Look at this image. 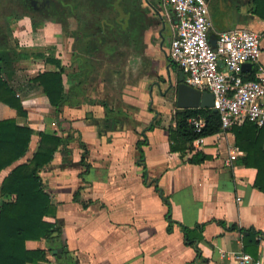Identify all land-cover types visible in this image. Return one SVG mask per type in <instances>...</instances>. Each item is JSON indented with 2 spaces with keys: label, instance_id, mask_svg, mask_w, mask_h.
<instances>
[{
  "label": "crops",
  "instance_id": "0c3cea01",
  "mask_svg": "<svg viewBox=\"0 0 264 264\" xmlns=\"http://www.w3.org/2000/svg\"><path fill=\"white\" fill-rule=\"evenodd\" d=\"M207 1L212 20L210 43L215 42L218 33L233 28L254 31L261 37L259 64L264 67V20L252 13V0ZM143 6L150 11L145 44L151 69L157 63L159 73L163 71L167 78L178 83L186 74L167 57L172 31L166 14L172 17V13L163 9L162 0H144ZM67 22L69 31L77 29L73 18ZM7 35L15 48L43 50L47 56L59 60L66 70L62 80L67 91L68 71L72 73L75 69L71 63L73 40L63 35L55 20L41 24L14 20ZM248 70L244 69V78ZM44 71L56 68L43 59H24L18 63L12 83L19 89L17 96L25 117H17L14 110L0 103V120L14 118L18 125H27L34 131L28 152L0 173V183L14 166L32 157L39 132L55 133L66 140L40 177L57 207L56 216L62 221V236L72 262L196 264L195 249L185 244L181 227L192 230L203 224L202 239L196 243L202 264H234V254L243 251L241 234L228 232L217 222L264 234V193L254 187L256 170L241 165L244 153L235 147L230 129L205 137L200 152L207 160L189 164L185 162L192 155L189 152L181 159L178 153L169 151L167 129L172 125L174 111L164 108L153 97L152 89L147 88L153 72L133 81L134 86L127 82L118 87L97 84L90 99L70 94L68 100L72 104L65 102L56 117L44 94L24 81ZM117 82L120 81H114ZM104 101L108 107L101 105ZM157 119L160 126L149 129ZM143 135L145 180L136 149ZM80 142L89 153L88 171L80 164L83 154ZM232 154L235 159L228 165ZM155 186L168 198L174 222L171 231H167L165 219L167 206ZM79 187L82 188L79 198L87 204L86 208L73 201ZM257 239L258 256L264 250V238ZM25 247L46 253L47 261L36 264H62L57 263L42 239L29 240Z\"/></svg>",
  "mask_w": 264,
  "mask_h": 264
},
{
  "label": "trees",
  "instance_id": "16d2710c",
  "mask_svg": "<svg viewBox=\"0 0 264 264\" xmlns=\"http://www.w3.org/2000/svg\"><path fill=\"white\" fill-rule=\"evenodd\" d=\"M143 3L144 0L51 1L50 11L61 25L63 35L73 40L71 63L75 65V69L72 73L68 71L69 88L66 91L62 80L66 70L59 60L47 56L43 50L11 46L6 17L30 15L18 3L0 0V103L14 110L17 117L26 116L17 96L19 89L12 83L18 63L24 59H43L56 68V71H44L32 78H24L26 84L38 88L44 94L56 117L65 102L72 104L68 100L70 94L76 98L81 96L90 99L97 84H117L118 87L127 82L134 86L135 84H131L133 81L138 82L148 77L153 72L145 44L150 11ZM251 11L264 20V0H252ZM67 18H73L77 22L75 31H69ZM32 23L38 22L34 20ZM252 67L251 65L248 70L246 80L254 79L256 68ZM115 80L122 83H114ZM101 105L108 107L105 101ZM197 116L204 121L200 133H196L188 124L190 118ZM159 126L160 121L157 119L149 129ZM230 131L235 137V147L244 153L241 165L256 170L254 187L264 193V129H259L250 122H243L232 126ZM167 132L169 151L178 153L183 159L196 138L216 135L223 130L219 115L210 109L178 110L175 107L172 125ZM33 134L34 131L29 126L18 125L14 118L0 120V173L26 155ZM37 136L38 146L32 157L14 166L0 183V264H36L47 261L44 251H29L25 247L27 241L41 239L46 242L57 263L75 264L62 236V221L56 216L57 207L52 204L40 177L41 171L50 165L54 154L66 140L55 133L39 132ZM145 144L143 135V140L136 144L138 162L143 166V180L147 177L141 150ZM80 148L83 150L80 164L88 171L90 165L86 161L89 153L82 142ZM205 160L207 156L199 151L185 162L197 165ZM81 189L78 188L73 201L86 208L87 204L79 198ZM155 191L167 206L165 219L168 223L167 231H171L174 222L171 219L168 198L158 186H155ZM217 223L228 232L241 234L243 252L257 257V237L264 238L263 233L235 225L227 227L222 221ZM203 228V224L192 230L181 227L185 244L195 249L196 264L203 262L196 244L202 239Z\"/></svg>",
  "mask_w": 264,
  "mask_h": 264
},
{
  "label": "built area",
  "instance_id": "2783aa9c",
  "mask_svg": "<svg viewBox=\"0 0 264 264\" xmlns=\"http://www.w3.org/2000/svg\"><path fill=\"white\" fill-rule=\"evenodd\" d=\"M172 37L167 52L170 62L185 74L184 82L213 96V110L219 115L223 132L250 122L264 129V67L259 64L261 37L245 27L217 34L209 40L212 20L207 0H162ZM244 64L256 66L253 80L244 78ZM188 124L200 133L204 121L193 117ZM205 137L196 138L189 155L201 151ZM235 159L230 155L227 164ZM260 240V239H259ZM263 245V240H260ZM234 264H264V250L254 258L243 251L234 254Z\"/></svg>",
  "mask_w": 264,
  "mask_h": 264
},
{
  "label": "water",
  "instance_id": "95a60500",
  "mask_svg": "<svg viewBox=\"0 0 264 264\" xmlns=\"http://www.w3.org/2000/svg\"><path fill=\"white\" fill-rule=\"evenodd\" d=\"M213 46L215 42L211 43ZM251 64H244L243 69L250 68ZM175 107L178 110L187 109H210L213 112V96L207 91H200L185 84L184 79H180L176 86ZM216 113V112H215Z\"/></svg>",
  "mask_w": 264,
  "mask_h": 264
},
{
  "label": "rangeland",
  "instance_id": "374dc122",
  "mask_svg": "<svg viewBox=\"0 0 264 264\" xmlns=\"http://www.w3.org/2000/svg\"><path fill=\"white\" fill-rule=\"evenodd\" d=\"M36 12H37V8L35 7V9H32V14L36 15ZM157 65H158L157 63L154 64L153 66L154 68H152L153 71V75L151 77L152 81H148L150 83L148 84L147 88L149 89L151 88L155 100L157 102H160L164 108L166 107L172 113L175 109L177 82L175 79L167 78V76L163 71L162 72L160 71L161 73H159V70L157 69L158 67ZM137 67L138 65L135 67L134 71H136ZM157 74L159 75L157 76ZM160 98L162 99L160 100Z\"/></svg>",
  "mask_w": 264,
  "mask_h": 264
},
{
  "label": "flooded vegetation",
  "instance_id": "af4514ba",
  "mask_svg": "<svg viewBox=\"0 0 264 264\" xmlns=\"http://www.w3.org/2000/svg\"><path fill=\"white\" fill-rule=\"evenodd\" d=\"M11 1H14V3H18L19 5H21L24 8V10H26L28 14L32 16L34 20H37L38 22L37 24L44 23L46 20L49 19L55 20L56 22V17L51 13L49 8V4L51 3L52 0H11ZM35 7L37 8V12L36 15H33L32 9H35ZM30 16H22V17H16L14 15L7 16L6 21L8 24V28H11V22L14 20L27 19L32 23V21L34 20L30 18ZM68 19L69 18H67V20Z\"/></svg>",
  "mask_w": 264,
  "mask_h": 264
}]
</instances>
